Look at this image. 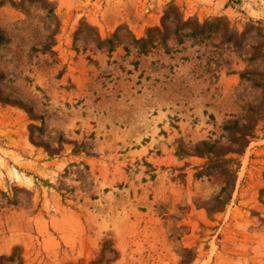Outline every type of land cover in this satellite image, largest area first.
Segmentation results:
<instances>
[{"label":"rangeland","instance_id":"obj_1","mask_svg":"<svg viewBox=\"0 0 264 264\" xmlns=\"http://www.w3.org/2000/svg\"><path fill=\"white\" fill-rule=\"evenodd\" d=\"M0 264H264V0H0Z\"/></svg>","mask_w":264,"mask_h":264}]
</instances>
